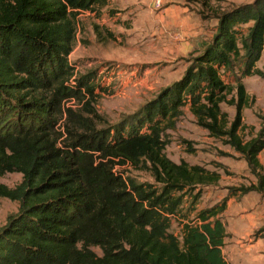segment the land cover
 <instances>
[{
    "label": "trees",
    "instance_id": "obj_1",
    "mask_svg": "<svg viewBox=\"0 0 264 264\" xmlns=\"http://www.w3.org/2000/svg\"><path fill=\"white\" fill-rule=\"evenodd\" d=\"M105 3L0 0V178L22 176L13 189L0 185L1 197L19 203L0 229V264H228L220 219L225 201L184 223L181 237L171 232L185 198L195 205L197 189L217 184L220 176L172 162L164 134L189 106L201 126L229 137L247 160L258 185L240 191L264 198L258 158L264 139L243 143L237 135L249 103L243 79L264 77L257 68L264 52V0L203 15L218 19L217 31L183 77L139 115L100 128L91 103L84 111L95 120L65 109V102L94 98L89 78L71 84L69 56L79 13ZM232 93L237 114L227 127L220 105ZM127 165L149 172L155 183L140 184L115 170Z\"/></svg>",
    "mask_w": 264,
    "mask_h": 264
},
{
    "label": "rangeland",
    "instance_id": "obj_2",
    "mask_svg": "<svg viewBox=\"0 0 264 264\" xmlns=\"http://www.w3.org/2000/svg\"><path fill=\"white\" fill-rule=\"evenodd\" d=\"M254 1L195 0L199 5L195 14L199 19L208 20V17ZM142 14L133 13L129 6L121 7L112 2L97 6L93 12L79 13L76 38L69 56L75 72L71 84L75 85V78L86 77L94 85L95 92L93 100L91 97L81 101L76 98L67 100L65 109L71 108L95 120V116L84 111L85 104L89 102L91 109L100 117V128L106 124L108 127L115 126L139 115L164 89L183 77L197 55L189 51L191 48L187 50L188 42L175 38L177 31L164 26H145L139 18ZM209 20L213 24L219 23L217 18ZM247 28L244 26L242 30L246 32ZM258 63L264 73V52ZM227 82L233 84V79ZM243 83L249 103L242 110L237 135L243 143L263 140L264 77H248L243 79ZM233 96V93L228 94L226 101L220 105L227 127L233 124L237 114ZM66 118L61 121L60 129ZM164 139L167 143L166 155L172 162L200 166L220 176L217 184L197 189L195 193L201 196L195 205L190 196L185 198L181 214L172 220L171 232L181 237L184 223L196 220L199 211L225 201L226 210L220 215L227 232L222 249L225 260L228 264H264V198L255 191H240L258 185L257 177L245 157L232 148L229 137L213 135L201 126L189 106L184 108L175 127L166 130ZM258 158L264 175V150ZM115 170L140 184L155 183L147 171L128 165L117 166ZM21 181L20 174L11 173L0 178V185L13 189ZM18 210L19 203L0 196V229ZM95 251L99 253L98 249Z\"/></svg>",
    "mask_w": 264,
    "mask_h": 264
},
{
    "label": "crops",
    "instance_id": "obj_3",
    "mask_svg": "<svg viewBox=\"0 0 264 264\" xmlns=\"http://www.w3.org/2000/svg\"><path fill=\"white\" fill-rule=\"evenodd\" d=\"M158 1L160 6H157ZM111 2L121 7L129 6L133 13L143 12L139 18L145 26H164L177 31L175 38L188 42L187 50L191 48L189 51L196 55L212 42L217 31L218 23L197 17L199 5L195 0H107L105 4Z\"/></svg>",
    "mask_w": 264,
    "mask_h": 264
},
{
    "label": "built area",
    "instance_id": "obj_4",
    "mask_svg": "<svg viewBox=\"0 0 264 264\" xmlns=\"http://www.w3.org/2000/svg\"><path fill=\"white\" fill-rule=\"evenodd\" d=\"M157 5L160 6V2L159 1L157 2Z\"/></svg>",
    "mask_w": 264,
    "mask_h": 264
}]
</instances>
